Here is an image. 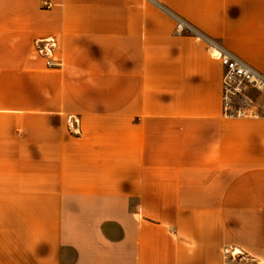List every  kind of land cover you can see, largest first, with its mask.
I'll return each mask as SVG.
<instances>
[{
  "label": "crops",
  "instance_id": "crops-1",
  "mask_svg": "<svg viewBox=\"0 0 264 264\" xmlns=\"http://www.w3.org/2000/svg\"><path fill=\"white\" fill-rule=\"evenodd\" d=\"M204 37L264 73V0H0V264H264V98Z\"/></svg>",
  "mask_w": 264,
  "mask_h": 264
},
{
  "label": "built area",
  "instance_id": "built-area-1",
  "mask_svg": "<svg viewBox=\"0 0 264 264\" xmlns=\"http://www.w3.org/2000/svg\"><path fill=\"white\" fill-rule=\"evenodd\" d=\"M47 8L52 6L44 1ZM175 32L177 34L195 33L192 25L176 17ZM196 35L203 38L202 35ZM210 55L221 61L222 76V108L228 117H247L257 115V99L264 98V73L242 60L232 52L224 49L215 41L205 38ZM34 52L46 62L47 66H62V60L56 55L59 41L55 36L37 38L34 41ZM73 130L79 133V122L73 120ZM226 253L234 256L235 251Z\"/></svg>",
  "mask_w": 264,
  "mask_h": 264
}]
</instances>
